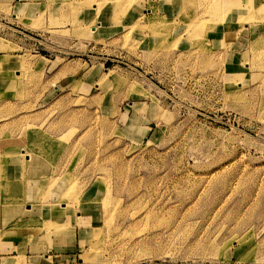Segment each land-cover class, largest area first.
Instances as JSON below:
<instances>
[{
    "label": "rangeland",
    "instance_id": "374dc122",
    "mask_svg": "<svg viewBox=\"0 0 264 264\" xmlns=\"http://www.w3.org/2000/svg\"><path fill=\"white\" fill-rule=\"evenodd\" d=\"M0 170L3 264H264V0H0Z\"/></svg>",
    "mask_w": 264,
    "mask_h": 264
},
{
    "label": "crops",
    "instance_id": "0c3cea01",
    "mask_svg": "<svg viewBox=\"0 0 264 264\" xmlns=\"http://www.w3.org/2000/svg\"><path fill=\"white\" fill-rule=\"evenodd\" d=\"M165 1V0H164ZM144 2H148V1H144ZM32 1H24L23 4H31ZM40 2H33L32 4H39ZM42 4V3H41ZM138 8L141 7V4H137ZM145 9H143L144 11ZM135 11V10H134ZM136 13V12H135ZM137 15V14H136ZM251 25L249 26H245L244 30H243V34L246 33V35L248 34V32L250 31V36H251ZM250 36L248 38L246 37H240L241 39V43H238L236 42L237 44H240L241 46L242 45H248L250 44V41H251V38ZM236 44V45H237ZM245 46V47H246ZM37 213V212H36ZM40 209V214L43 215L45 213H43ZM39 215V214H38ZM48 215V214H47ZM46 215V216H47ZM83 216V215H82ZM81 216V222H82V219L83 217ZM41 218V217H40ZM0 228H3V226H0ZM14 235V234H13ZM16 235H14L13 237H10V236H4V238L2 240H0V264H3V258H6V257H12L11 259L13 260V263L15 262V259L16 258H19L20 256H18L17 254V251L15 250V247H17V245L15 244V240L17 238V236L15 237ZM33 253V252H32ZM25 255V254H24ZM38 255V256H36ZM25 258H27L28 260L27 261H33L34 264H52V256L49 255V256H42L40 255L39 253L36 254V253H33V254H30V255H26L24 256ZM56 258V257H55ZM36 262V263H35Z\"/></svg>",
    "mask_w": 264,
    "mask_h": 264
},
{
    "label": "bare ground",
    "instance_id": "6f19581e",
    "mask_svg": "<svg viewBox=\"0 0 264 264\" xmlns=\"http://www.w3.org/2000/svg\"><path fill=\"white\" fill-rule=\"evenodd\" d=\"M68 3H69V2H68ZM0 172H1V170H0ZM1 207L3 208V207H5V205H2ZM1 232H2V231H1Z\"/></svg>",
    "mask_w": 264,
    "mask_h": 264
}]
</instances>
